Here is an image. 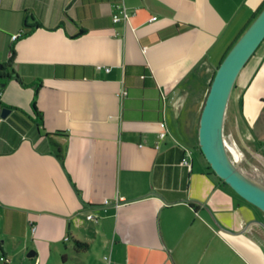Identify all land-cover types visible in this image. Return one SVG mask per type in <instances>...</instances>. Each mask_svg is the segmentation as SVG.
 Wrapping results in <instances>:
<instances>
[{"label":"crops","instance_id":"0c3cea01","mask_svg":"<svg viewBox=\"0 0 264 264\" xmlns=\"http://www.w3.org/2000/svg\"><path fill=\"white\" fill-rule=\"evenodd\" d=\"M120 5L129 22H114ZM263 9L0 0V65L12 70L0 98L11 110L0 125L5 264L14 241L35 251L30 264H264V212L209 174L199 145L214 75ZM224 135L236 156H264V41L235 82Z\"/></svg>","mask_w":264,"mask_h":264},{"label":"water","instance_id":"95a60500","mask_svg":"<svg viewBox=\"0 0 264 264\" xmlns=\"http://www.w3.org/2000/svg\"><path fill=\"white\" fill-rule=\"evenodd\" d=\"M264 41V9L232 47L218 67L199 121L201 153L215 174L244 200L264 212V185L245 177L232 163L226 149L224 125L227 107L241 70ZM11 113L2 109L5 119ZM35 255V251L28 257Z\"/></svg>","mask_w":264,"mask_h":264},{"label":"rangeland","instance_id":"374dc122","mask_svg":"<svg viewBox=\"0 0 264 264\" xmlns=\"http://www.w3.org/2000/svg\"><path fill=\"white\" fill-rule=\"evenodd\" d=\"M226 149L232 163L245 177L260 184L264 182V156H255L249 152H239L240 157L236 156V151H234L230 147V144L228 142H226ZM0 241H3V239L0 238ZM8 243L10 245L9 255L10 257L15 258V262L10 264H30L28 252L21 253L19 251H16L17 244L15 241ZM1 258H5V256L0 250V264H5V262L2 261Z\"/></svg>","mask_w":264,"mask_h":264},{"label":"built area","instance_id":"2783aa9c","mask_svg":"<svg viewBox=\"0 0 264 264\" xmlns=\"http://www.w3.org/2000/svg\"><path fill=\"white\" fill-rule=\"evenodd\" d=\"M119 10H120V13H121V16L119 15V14H115L114 16H113V20H114V22H119V21H121V20H125V22H129V14H128V12H127V9H126V7L124 6V5H120L119 6ZM153 19H156V17H154ZM22 34H15V35H13L12 36V41H16L20 36H21ZM1 91H0V98H1ZM122 94L125 96V95H127V92L124 90L123 92H122ZM3 122V117H2V108H1V106H0V125H1V123ZM161 133H160V137L161 138H164L166 135H167V130H166V124H165V122H162L161 123ZM188 156H191V153L190 152H188V154H187ZM183 164L184 165H189V160L187 159V158H185L184 160H183ZM110 203V200L109 199H106L105 200V204H109ZM116 206L118 207L119 206V200H116ZM87 220H91V221H94V220H96V218L94 217V216H92V215H88L87 216ZM67 241L69 240V237H66L65 238ZM106 260H109V257H106L105 258ZM1 260L2 261H4V262H9L10 260L9 259H7V258H1Z\"/></svg>","mask_w":264,"mask_h":264},{"label":"trees","instance_id":"16d2710c","mask_svg":"<svg viewBox=\"0 0 264 264\" xmlns=\"http://www.w3.org/2000/svg\"><path fill=\"white\" fill-rule=\"evenodd\" d=\"M32 31V29H31ZM30 33V31H29ZM26 35V34H25ZM167 36V35H166ZM15 41H13V44L10 48V51H11V54H14L15 53V44H14ZM232 49V48H231ZM230 49V50H231ZM227 56V55H226ZM216 74V73H215ZM12 76V70H11V62H7V63H4V64H1L0 65V91L3 90L5 84L7 83L8 79ZM215 76V75H214ZM1 108L3 107L2 104H0ZM41 119V118H40ZM59 161L61 162L62 165H64V159H65V155L62 151V148H60L57 153H56ZM209 174L210 175H213L219 184L221 185H226L225 181L220 179L216 174L215 172L212 170V168L210 167L209 165Z\"/></svg>","mask_w":264,"mask_h":264},{"label":"bare ground","instance_id":"6f19581e","mask_svg":"<svg viewBox=\"0 0 264 264\" xmlns=\"http://www.w3.org/2000/svg\"><path fill=\"white\" fill-rule=\"evenodd\" d=\"M240 157V155H238ZM242 157V156H241Z\"/></svg>","mask_w":264,"mask_h":264}]
</instances>
